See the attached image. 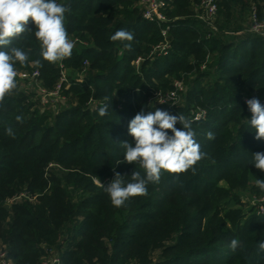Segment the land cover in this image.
<instances>
[{"label": "trees", "instance_id": "trees-1", "mask_svg": "<svg viewBox=\"0 0 264 264\" xmlns=\"http://www.w3.org/2000/svg\"><path fill=\"white\" fill-rule=\"evenodd\" d=\"M202 1L165 0L168 20L159 25L144 18L143 0H57L71 9V57L44 60L31 20L30 32L0 49L27 54L17 74L37 70L42 87L61 85V99L44 105L36 82L26 88L29 80L17 75L0 103V246L14 264H39L51 250L60 264H264V214L229 207L243 192L264 197L255 185L264 172L250 164L264 139H255L244 101L252 93L264 100V35L251 28L254 12L264 22V0H214L210 22ZM119 29L133 33L130 49L111 40ZM176 81L180 100L159 102ZM155 109L184 115L205 156L194 170L164 172L146 196L114 207L100 182L107 186L115 172L125 183L133 170L144 174L117 164L120 143L134 145L128 123ZM198 110L206 116L195 120Z\"/></svg>", "mask_w": 264, "mask_h": 264}, {"label": "clouds", "instance_id": "clouds-1", "mask_svg": "<svg viewBox=\"0 0 264 264\" xmlns=\"http://www.w3.org/2000/svg\"><path fill=\"white\" fill-rule=\"evenodd\" d=\"M70 10V7L57 3V0H0V49L8 48L13 39L30 32L28 24L31 20L36 26L34 35L44 60L56 63L71 57L75 45L65 26V14ZM110 38L112 41L128 42L125 47L130 49L134 36L126 29H119ZM17 62L22 66L28 64V56L20 47L0 50V103L17 88ZM108 99L105 97L106 102L99 108L101 116L107 114ZM246 104L251 112L248 122L255 130V139H264V105L258 98L248 99ZM16 119L22 122V117L17 116ZM178 123L182 127L177 128ZM127 127L135 144L127 141L120 143L125 151L123 160L117 164L139 165L144 174L133 170L130 182L125 183V176L115 172L107 186L100 182L114 207H122L131 197L146 196L147 185L158 183L164 172L185 173L205 156L195 139L191 122L182 114L173 115L161 109L147 114L141 111L130 120ZM6 133L14 138L11 128L6 129ZM208 137L213 138L212 133H208ZM252 157L250 164L264 172V152L253 153ZM255 185L264 191V179H256ZM237 246L238 241L233 239L230 248L235 250ZM259 247L264 250V242Z\"/></svg>", "mask_w": 264, "mask_h": 264}, {"label": "built area", "instance_id": "built-area-1", "mask_svg": "<svg viewBox=\"0 0 264 264\" xmlns=\"http://www.w3.org/2000/svg\"><path fill=\"white\" fill-rule=\"evenodd\" d=\"M144 4L146 5V9L144 11V18L151 21L156 22L159 25H161L162 22H165L168 20L167 16L162 12V7L165 6L166 2L165 0H143ZM202 7L204 8L205 15L202 16V18L205 21H211L215 18L217 13V5L214 0H203L202 1ZM253 27L252 31H255L257 33H260L264 35V22H259L258 18L256 17V13H253ZM169 30V26L162 29V34L166 38L167 32ZM161 51L165 52L170 47V44L167 40H165L161 45L159 46ZM139 60L137 61V63ZM19 78L29 80V84L32 85V82H36V85L38 87V94L40 95L41 102L46 104H54V102L59 101L61 99L60 96V88L61 85L59 84L54 90H47L46 88L42 87L41 83L37 81L39 76V71H34L33 74L28 73H19L17 74ZM82 78V77H81ZM81 80V79H80ZM66 81V75L63 73L61 77V83ZM184 89L183 83L181 81L175 82V89L168 92L165 96H163L161 93L157 94L158 100L161 103H169L171 106H173L176 102L180 100V91ZM248 97V96H247ZM249 99V98H248ZM248 99L244 97V101L246 102ZM261 104L264 103V100L259 99ZM206 116L205 110H198L195 113L194 119L200 120ZM259 214H264V197H256ZM259 202V203H258ZM261 206V207H260ZM49 255L45 256L39 264H60L61 260L59 257L55 256L52 252H48ZM0 264H14L11 259L7 257V253L5 250H0Z\"/></svg>", "mask_w": 264, "mask_h": 264}, {"label": "rangeland", "instance_id": "rangeland-1", "mask_svg": "<svg viewBox=\"0 0 264 264\" xmlns=\"http://www.w3.org/2000/svg\"><path fill=\"white\" fill-rule=\"evenodd\" d=\"M251 27V26H250ZM253 27V26H252ZM26 88H33L32 85L25 84ZM246 99H251V98H258L261 99L258 93H252L247 97L245 95ZM241 204H235L232 200L229 201V207L230 208H238L241 209L242 212H244L245 216H249L251 214H259V209H258V204H257V199L255 195H252L248 192H243L241 193ZM259 203V202H258ZM261 207V206H260ZM0 250H4V246H0ZM52 252H54L52 250Z\"/></svg>", "mask_w": 264, "mask_h": 264}]
</instances>
